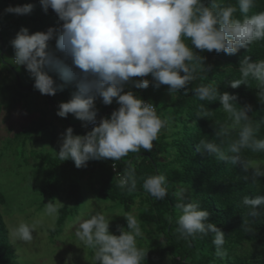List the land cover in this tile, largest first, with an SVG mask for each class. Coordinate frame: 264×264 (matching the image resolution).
Segmentation results:
<instances>
[{"label": "clouds", "instance_id": "clouds-1", "mask_svg": "<svg viewBox=\"0 0 264 264\" xmlns=\"http://www.w3.org/2000/svg\"><path fill=\"white\" fill-rule=\"evenodd\" d=\"M40 3L44 11L51 8L63 21L56 51L50 50L48 44L56 35L54 28L30 34L22 27L11 41L14 61L17 65H26L35 79L34 87L41 94L55 95L63 87L56 85L50 71L57 73L64 83L75 84L77 91L69 101L60 103L57 115L67 117L71 113L85 127L89 123L95 126L85 135H76L68 127L62 134L57 154L61 161L72 159L77 168L93 159L119 161L129 152L150 151L168 126L169 120L158 115L152 103L132 91H124L125 84L133 77L151 74L155 87L168 85L169 91L175 94L190 82L205 79L203 61L206 58L197 55L192 46L233 55L241 48L249 49L254 41L264 40V11L249 15L256 7V0H237L242 19L234 16L236 6L224 5L222 0H212L210 6H205L202 0H40ZM33 8L28 3L9 6L5 12L23 15ZM239 72L240 78L232 79L231 87L239 88L251 78L260 89L259 100L264 103V59L252 60L245 56L240 61ZM134 84L136 88H147L150 81L141 79ZM194 91L200 101L219 100L227 114L224 123L215 120L219 143L206 136L199 139L197 148L217 161L239 164L245 169L251 167L255 169V176H264L261 167L264 161L256 162L244 155L245 150L264 153V138H258L264 119L253 121L249 115L251 105H239L236 94H221L213 84L200 83ZM97 97L106 105L115 98L120 105L110 118H102L99 124L96 123ZM212 115L203 105L197 112L198 117ZM126 164L119 186L132 192L137 186L136 170L131 161ZM167 185V176L158 173L148 176L142 187L152 197L163 200L169 191ZM184 192L183 186L174 192L180 199L176 205L180 213L177 232L184 239L213 234L216 255L224 259L228 255L224 248L225 233L209 221L210 212L201 207L200 201L184 202ZM242 205L250 209L248 216L256 217L260 214L258 206H264V195L254 198L245 195ZM60 206L57 200L49 201L44 214L55 220ZM123 216L127 230L121 228L119 235L109 231L110 219L103 212L79 222L74 235L85 248L92 250V264H143L145 261L148 249L138 246V238L144 237L140 221L133 212ZM37 227L36 222L20 221L9 229V234L15 241L30 243ZM49 227L54 230V225ZM243 229L246 233L253 231L247 220Z\"/></svg>", "mask_w": 264, "mask_h": 264}, {"label": "trees", "instance_id": "trees-1", "mask_svg": "<svg viewBox=\"0 0 264 264\" xmlns=\"http://www.w3.org/2000/svg\"><path fill=\"white\" fill-rule=\"evenodd\" d=\"M6 1L9 4L12 0ZM202 2L205 6H210L212 0H202ZM28 3L33 4L34 8L26 14V18L34 25L26 28L30 34L35 33V30L46 32L47 26L54 28L56 35L48 44L50 50L56 51V42L63 21L51 8L44 11L40 0H29L19 5ZM222 3L236 6L237 12L234 16L243 18L237 0H222ZM259 11H264V0H256V7L250 10L249 15ZM22 27L21 23H17L12 33L17 35ZM185 42L192 46L187 38ZM4 46L5 41L2 39L0 60L7 62ZM192 47L197 55L206 58L203 61L206 68V72L203 73L205 79L198 78L175 94L169 91L168 85L155 87L151 74L147 77H133L132 81L125 84V92L132 91L137 97L154 104L158 115L169 120L168 126L161 131L158 141L153 142V148L150 151L141 149L139 153L129 152L119 161L111 158L93 159L80 168L75 166L72 159L61 161L57 154L59 148L52 152H39L35 155L37 160L35 164L42 167L45 172L44 186L38 191L42 198L37 204L38 208H44L46 203L58 199L62 193L68 199L67 203L60 206L54 230L52 228L49 230L52 237L61 233L68 218L79 214L86 198L84 185L88 183L97 199L106 204L105 209L119 218L114 228L127 230V220L123 214L133 209L137 210L136 215L141 229L148 235V238L147 236L138 238V246L148 249L143 264H264V206H258L257 210L260 213L258 216L250 217L248 216L250 209L242 205L245 195L253 198L264 195V176H255V169L251 167L245 169L239 164L233 166L227 161H217L207 152L197 148L199 139L206 136L209 139L215 138L219 143L220 138L216 137L215 120L224 123L227 114L221 108L219 100L200 101L196 98L194 91L200 83L213 84L217 86L221 94L224 92L236 94L239 105H251L252 110L249 115L253 121L264 119V103L258 98L260 89L256 87V81L250 78V84H241L239 88H232L230 84L232 79L240 78V61L245 56H250L252 60L264 59V40L254 41L249 49L241 48L233 55ZM9 64L14 70L15 66L10 62ZM51 73L56 85H63L59 94L62 97L72 98L77 91L75 84L64 83L57 73L53 71ZM141 79L150 81L147 88L135 87L134 81ZM17 83L20 90L17 89L18 91L14 92L10 98L13 110H16V104L28 96L27 91L32 90L35 84L33 82L24 87L21 81ZM49 103L52 104L51 109H54L52 107L55 105H60L51 96H49ZM238 104L237 107H239ZM201 105L204 106V110L213 113L210 118L197 116ZM24 107L25 111L30 108L29 104ZM119 107L115 98L110 105L104 104L101 97H97L95 101L97 116L104 115L110 118L112 112ZM40 110L44 111L42 115H37L29 124L24 125L20 132L15 133V137L21 138L24 144L34 134L46 132L51 129L50 126H53V122L45 115L46 109ZM63 120L67 122L66 128L68 125H73L69 118L64 117ZM78 126L83 135L87 134L83 121ZM52 132L56 139L58 135L55 128ZM258 138H264V126L261 127ZM244 155L256 162L264 161V153L254 154L245 150ZM126 161H131L136 170L137 186L132 192L125 191L119 186L120 176L117 173L120 172L123 175L127 167ZM111 162H116L119 172H114ZM261 167L264 168V165ZM158 173H163L168 178L169 191L163 200L152 197L142 187L148 176ZM245 176L248 177L247 180L244 179ZM180 186L185 189L184 202L200 201L201 207L210 212L209 221L216 223L217 227L225 233L224 248L228 255L224 259L216 255L215 246L212 244L213 234L209 233L207 236L198 234L195 238L184 239L177 232V220L180 213L176 205L180 199L174 195V192ZM5 202L6 196L0 192V204ZM244 220L248 221L253 229L252 232L244 231ZM109 231L113 233L112 230ZM0 264H22L11 242L9 229L1 212Z\"/></svg>", "mask_w": 264, "mask_h": 264}, {"label": "rangeland", "instance_id": "rangeland-1", "mask_svg": "<svg viewBox=\"0 0 264 264\" xmlns=\"http://www.w3.org/2000/svg\"><path fill=\"white\" fill-rule=\"evenodd\" d=\"M29 0H12L7 3L6 0H0V44L2 39L6 44H10L16 37L13 27L17 23H21L23 27H32L34 23L26 14L18 15L7 13L5 9L9 6H17L22 2ZM28 20V21H26ZM27 22V23H26ZM21 27V26H19ZM47 26L46 29H49ZM39 29V28H38ZM35 33L38 30L34 31ZM14 34V35H13ZM7 62L4 64L3 71L0 73V192L6 196V202L0 204V212L3 215L8 229L15 227L20 221L28 223L36 222L37 230L33 231V241L23 243L15 241L10 236L19 260L22 264H92L93 252L91 249L85 248L75 237L74 232L84 219L89 218L91 214L103 212L109 219V230L117 235L120 228L113 226L119 221L117 215L105 209L106 204L100 202L93 191L91 185L85 183L84 191L86 193L85 201L78 215L68 218L59 235L52 237L49 230L50 225H56V220L44 214V208H38L41 196L39 189L44 186L45 172L42 167L37 166L35 155L39 152H52L57 148H61L62 134L65 133L67 122L64 117L57 115L59 105H55L51 109L49 96L55 101L67 102L71 98L62 97L59 90L55 95L41 94V92L33 86L32 90L27 91V97H24L13 110L12 100H10L14 92L20 90L18 81H21L24 87L35 82L34 77L28 72L26 65H13L12 70L9 62L12 63V55L5 53ZM49 74L52 76L51 71ZM13 85V86H11ZM29 104V109L25 111L24 105ZM46 109L45 115L53 122L51 129L41 134H34L25 144L19 137H15V133L22 130L23 126L29 124L37 115H42ZM74 134L83 135L80 132V124L82 121L77 119L74 114L69 113ZM55 128L57 138L52 134ZM78 132V133H77ZM57 202L67 203L68 199L62 193L61 197L56 199ZM135 215L137 210L133 209ZM10 235V234H9ZM147 236V234H144Z\"/></svg>", "mask_w": 264, "mask_h": 264}, {"label": "built area", "instance_id": "built-area-1", "mask_svg": "<svg viewBox=\"0 0 264 264\" xmlns=\"http://www.w3.org/2000/svg\"><path fill=\"white\" fill-rule=\"evenodd\" d=\"M14 57H15V53L12 55V65H17V64H15V61H14ZM6 62H2L1 60H0V72H2L3 71V68H4V64H5ZM10 65V64H9ZM144 100V99H143ZM144 101H146V100H144ZM147 102V101H146ZM154 105V104H153ZM155 106V105H154ZM106 116H104V115H99V116H97V118H96V123L97 124H99V122H100V120L102 119V118H105ZM95 125H93V124H91V123H89L88 125H87V127H85L84 126V129L85 130H87V131H90V130H92V128L94 127ZM111 166H112V169L114 170V172H119L118 171V167H117V164H116V162H111ZM117 175L118 176H121V173L119 172V173H117Z\"/></svg>", "mask_w": 264, "mask_h": 264}, {"label": "crops", "instance_id": "crops-1", "mask_svg": "<svg viewBox=\"0 0 264 264\" xmlns=\"http://www.w3.org/2000/svg\"><path fill=\"white\" fill-rule=\"evenodd\" d=\"M11 50H12V52H11ZM4 51H6V52L8 51L9 55H13V52L15 53V49L12 46V44L11 43L10 44H6V42H5V46H4Z\"/></svg>", "mask_w": 264, "mask_h": 264}]
</instances>
